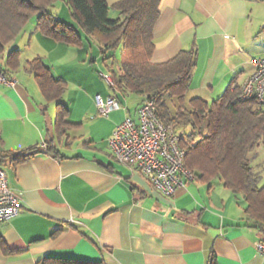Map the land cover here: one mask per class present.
Listing matches in <instances>:
<instances>
[{
	"label": "crops",
	"instance_id": "crops-1",
	"mask_svg": "<svg viewBox=\"0 0 264 264\" xmlns=\"http://www.w3.org/2000/svg\"><path fill=\"white\" fill-rule=\"evenodd\" d=\"M118 1L107 0L110 16L119 15L114 7ZM66 3L62 0L52 12L77 26ZM257 4L160 0L151 60L163 62L183 48H197L187 99L211 101L231 83L242 85L254 70L252 58L264 56V15L255 14ZM27 24L0 62L5 65L9 51L20 49V66L12 72L17 82L0 84L1 164L21 205L18 215L0 223V264H40L46 256L105 264H209L212 253L217 264H264L256 246L264 229L249 219L243 196L220 178H195L167 196L115 158L109 138L126 115L137 117L142 97L136 95L131 105L133 92L122 94L105 84L102 76L111 75L109 59L103 60L82 29L78 26L82 43L72 44L44 35L36 23L27 31ZM84 53L100 68L97 73L72 71L81 61L87 64ZM37 56L67 82L62 100L67 119L75 124L61 135L55 131V101L46 99L28 68ZM97 94H115L120 107L102 114ZM46 141L56 153L45 150ZM33 146L44 150L17 162L7 156ZM256 173L263 184L264 176Z\"/></svg>",
	"mask_w": 264,
	"mask_h": 264
},
{
	"label": "trees",
	"instance_id": "trees-1",
	"mask_svg": "<svg viewBox=\"0 0 264 264\" xmlns=\"http://www.w3.org/2000/svg\"><path fill=\"white\" fill-rule=\"evenodd\" d=\"M55 1L0 0V57L33 15L41 33L67 43H82L81 28L85 35L99 41L104 61L114 57L110 51L120 49L118 66L110 67L111 88L122 94L138 93L141 103L154 99L161 119L172 123L179 133L180 145L186 151L185 164L195 178L206 182L220 178L227 188L243 196L249 219L264 229V183H259L250 156L252 150L264 143V108L258 100L241 98L240 86L232 83L211 101L200 96L186 99L197 63V48H183L163 62L151 60L160 0H119L114 5L119 11L117 17L110 16L107 0H66L77 26L49 10ZM20 57L19 48L10 50L5 65L0 63L3 71L14 72L20 66ZM28 68L46 99L55 101V131L61 135L75 124L67 119L69 110L62 100L67 82L53 75L42 56L29 60ZM186 125H191L190 132H179V127ZM46 143V151L57 152L53 143ZM43 150L33 146L7 156L17 162ZM39 263L105 264L103 260L50 256ZM209 264H217L214 253Z\"/></svg>",
	"mask_w": 264,
	"mask_h": 264
},
{
	"label": "built area",
	"instance_id": "built-area-1",
	"mask_svg": "<svg viewBox=\"0 0 264 264\" xmlns=\"http://www.w3.org/2000/svg\"><path fill=\"white\" fill-rule=\"evenodd\" d=\"M254 70L240 85V97H255L264 108V56L253 57ZM109 84L112 77L105 75ZM16 76L0 66V84H15ZM99 111L107 115L120 107L114 94L95 97ZM115 158L142 173L151 185L164 195L172 196L179 187L195 179L185 164L186 151L180 145V135L172 123H165L157 103L147 98L140 104L137 117L126 115L109 138ZM20 196L9 186L7 171L0 164V223L20 213ZM258 251L264 254V238L257 241Z\"/></svg>",
	"mask_w": 264,
	"mask_h": 264
},
{
	"label": "rangeland",
	"instance_id": "rangeland-1",
	"mask_svg": "<svg viewBox=\"0 0 264 264\" xmlns=\"http://www.w3.org/2000/svg\"><path fill=\"white\" fill-rule=\"evenodd\" d=\"M61 3H62V0H57L55 5L49 7V10L50 11L57 10L60 7ZM257 3L258 4L256 5L255 14L257 13L258 15H260V14L264 15V0H257ZM66 5L68 6L67 3H66ZM117 13H118L117 11L116 12H112L111 16L115 17V16H117ZM72 22H73V19H72ZM35 23H36V16L33 15L31 17V19L29 20L27 26H26L27 27V31L34 30V28L30 30V27H32V25H33V27H35ZM263 30H262V33H263ZM260 33H261V31H260ZM87 37L90 38V41L92 43L91 45L92 46L95 45V47L97 49L99 48V50H100L99 41L96 38H94V37H90V36H87ZM22 40H23V37L19 38L18 43L21 42ZM85 43H86L87 46H89L88 45V40H85ZM8 46H10V44H8L7 47ZM26 52H30V50H26L25 53ZM110 53H112L114 57L109 59L108 63L112 64L113 67L118 66L119 58H120V49L112 50V51H110ZM30 54H32V53H30ZM26 55H28V54H26ZM83 55H84L83 59L86 60L87 64H85V63L82 64V61H81L79 64L74 66L72 71H74L76 73H78L79 71H88V72H92L93 71L94 73H97L98 69H100V68H98L96 65H92V64H95L96 62L91 61V59H90L91 56H87L86 53H84ZM75 57H73V58H75ZM80 59H81V57H80ZM4 61H5L4 57H0V62L4 63ZM103 66L105 67V65H103ZM96 68H98V69H96ZM88 78H90V77L88 76ZM105 78L102 76L103 81L110 88L111 86H110L109 82L107 81V78L106 79ZM130 95H132V98L128 99V102L132 105L134 103V100H135L134 97L136 95H138V93L133 92V93H130ZM189 96H190V94L187 95V98ZM170 99H171L170 97H167V100L170 101ZM190 130H191V125H186V126L179 127V132H181V133H183V132L188 133V132H190ZM255 151H257V152H255V154H252V156H251V162H252L253 168H254V170L256 172H260L261 176H264V144L259 146Z\"/></svg>",
	"mask_w": 264,
	"mask_h": 264
},
{
	"label": "water",
	"instance_id": "water-1",
	"mask_svg": "<svg viewBox=\"0 0 264 264\" xmlns=\"http://www.w3.org/2000/svg\"><path fill=\"white\" fill-rule=\"evenodd\" d=\"M255 225V223H253Z\"/></svg>",
	"mask_w": 264,
	"mask_h": 264
}]
</instances>
